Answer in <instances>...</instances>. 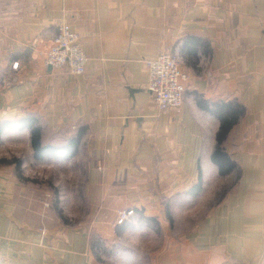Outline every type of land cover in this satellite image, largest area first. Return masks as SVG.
<instances>
[{"label": "crops", "instance_id": "0c3cea01", "mask_svg": "<svg viewBox=\"0 0 264 264\" xmlns=\"http://www.w3.org/2000/svg\"><path fill=\"white\" fill-rule=\"evenodd\" d=\"M65 24L89 60L84 75L46 66ZM162 53L187 75L180 109L161 111L147 91L146 62ZM199 98L246 109L226 144L238 164L227 176L212 162L221 121ZM28 115L54 144L88 128L68 162L109 211L160 215L198 182L200 167L185 250L195 264H264V0H0V123ZM22 133L31 146L29 130L2 139ZM11 187L0 179L1 264H49L58 251L61 264H94L83 233L42 236Z\"/></svg>", "mask_w": 264, "mask_h": 264}, {"label": "rangeland", "instance_id": "374dc122", "mask_svg": "<svg viewBox=\"0 0 264 264\" xmlns=\"http://www.w3.org/2000/svg\"><path fill=\"white\" fill-rule=\"evenodd\" d=\"M16 135L0 141V160L23 161L21 173L25 180L18 178L15 166L4 164L0 165V179L11 182L16 203L30 209L32 214L27 217H36L41 223L42 227H38L42 236L46 237L50 229L56 230L58 239L64 238V231L83 233L82 237L89 242L88 254L94 264H195V256L185 250V245L193 241L192 232L198 217L199 205L194 198L184 194L172 197L169 205L173 223L166 217L165 205L160 215L150 216L144 210L145 216L157 222L145 224L132 210L135 208L109 211L110 206L102 202L98 193L84 186L87 175L70 162H36L27 136ZM126 216L128 219L122 223ZM121 225L128 229L117 234ZM64 249L63 246L59 248ZM61 253L58 251L54 255L57 261ZM57 261L49 264L62 262Z\"/></svg>", "mask_w": 264, "mask_h": 264}, {"label": "trees", "instance_id": "16d2710c", "mask_svg": "<svg viewBox=\"0 0 264 264\" xmlns=\"http://www.w3.org/2000/svg\"><path fill=\"white\" fill-rule=\"evenodd\" d=\"M198 106L215 116L221 121L220 130L217 134L216 148L212 154V162L218 167L222 176H227L238 169V164L232 159L226 150V144L231 131L240 122L245 115L246 109L237 101L228 103H216L210 105L202 98L198 100ZM29 130L31 134V146L33 150V158L36 162H43L48 160L68 161L75 158L82 144L83 138L86 135L88 128L86 126L80 127L69 139L65 140L63 144H54L46 139L45 130L41 124L40 119L34 115H28L22 119L15 121H4L0 123V141L6 131H23ZM14 165L20 180H25L22 172L23 161L14 159L8 161L6 159L0 160V165ZM200 175L198 182L190 188L184 195L190 198L198 197L203 191L204 181L203 173L199 167ZM166 217L173 223V215L171 206L165 202ZM140 215L141 222L145 224L155 223L156 220L152 217L144 215V210L132 209ZM129 211V210H128ZM126 225H121L117 228V234L127 230ZM100 259H98L99 261Z\"/></svg>", "mask_w": 264, "mask_h": 264}, {"label": "built area", "instance_id": "2783aa9c", "mask_svg": "<svg viewBox=\"0 0 264 264\" xmlns=\"http://www.w3.org/2000/svg\"><path fill=\"white\" fill-rule=\"evenodd\" d=\"M88 61L79 35L68 25H62L46 53V66L67 69L73 75H84ZM146 66L149 71L147 91L157 107L161 111L180 109L185 101L187 75L182 72L179 59L172 53H162L156 59L147 61ZM19 68V62L12 65L14 71ZM127 219L126 216L122 223Z\"/></svg>", "mask_w": 264, "mask_h": 264}]
</instances>
